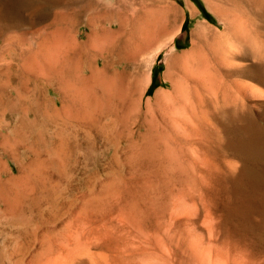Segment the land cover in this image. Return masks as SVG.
Here are the masks:
<instances>
[{
  "label": "rangeland",
  "instance_id": "374dc122",
  "mask_svg": "<svg viewBox=\"0 0 264 264\" xmlns=\"http://www.w3.org/2000/svg\"><path fill=\"white\" fill-rule=\"evenodd\" d=\"M63 1L0 0L10 98L23 79L44 80L35 51ZM127 6L113 51L83 63L113 79L109 93L86 90L97 106L81 114L52 83L45 143L0 158L2 179L19 181L0 188V210L23 216L0 218V264H264V0ZM69 30L87 40L83 21ZM251 61L261 72H244Z\"/></svg>",
  "mask_w": 264,
  "mask_h": 264
},
{
  "label": "bare ground",
  "instance_id": "6f19581e",
  "mask_svg": "<svg viewBox=\"0 0 264 264\" xmlns=\"http://www.w3.org/2000/svg\"><path fill=\"white\" fill-rule=\"evenodd\" d=\"M63 3L65 4V9L57 11L55 13L53 22L51 24V26H53V29H54L53 33L51 34V36H48L49 34L48 35L45 34L43 43L35 51V54L40 59V61L38 62L37 67L33 66L31 70H33L34 72L41 73L44 77L43 78L44 80L37 79L36 81V79L29 80L28 78L26 79L27 81H24L23 79V81L20 82L19 85L17 84L18 86H15L14 88L15 96L12 98H10L9 95H6V91H4L6 85L4 87V85L0 84V129H1L0 130V158L5 155V156H9L10 158L18 159L21 157V155L25 154V152H33L35 150L34 149L35 146L42 145L45 143V138L47 135L46 130L49 124H51L50 122L53 121L54 117L59 114V110L55 106H53L55 102L53 103L44 94L42 89L48 90L49 88H51L52 83H56L58 85V89L60 90V93L68 95L69 98L71 96L70 102L72 103V106L74 108L78 106L76 107L78 110L76 109L75 111L83 114L82 113L84 111L83 108H85L86 110V108H90V105L91 106L93 105L92 107H94L96 105V104L94 105V103H97L96 99L95 101L93 98V100L95 101L94 102L91 98L89 99L85 95L88 91H90L91 93L90 95H92V97H96L95 94L97 93L96 91H94V85L96 86L95 90L99 88V91L101 92V96L102 95L104 96L105 94L109 93V90L112 87L113 79L112 78L110 79V76H108L107 74L106 75L108 77L105 76L102 79H100L99 78L100 76H97L96 74L100 73L99 71H102V70L99 69L98 71L95 68L97 66L94 65L95 66L94 67L93 63L91 65V62L90 64H88L89 67L87 66L88 67L87 69L88 71H90L91 74L89 76L88 75L86 76L85 75L86 73L84 74L83 63L85 62L88 63L89 61L94 59L98 54L100 55L110 54L113 51L112 50L113 41L111 37L114 36L115 34L121 33L129 24V19H127V17L124 14L127 11L128 0H109L108 2H102L100 0H65L63 1ZM235 8L236 6L231 5V7L227 8L226 11L233 14L234 12L237 11L235 10ZM80 21H83L85 26L89 28V34L87 35V40H85L84 42H78L73 37V35L70 33V30H69L71 27H73L76 23ZM63 24L67 25V29H64L62 27ZM215 41L216 40H214V42ZM242 44H246V43L243 42ZM216 45H218V43ZM214 47L215 46H213L212 49L214 50L218 49ZM142 48H144V46H142ZM195 48L197 50L199 49L197 46ZM198 52L201 53L202 55L201 49H199ZM252 55L254 59L258 58V54L257 55L252 54ZM202 60H203L204 65H206L207 63H206L205 57H203ZM24 62L25 64L27 63L26 61ZM246 66L247 67L244 69L245 70L244 72L251 71L253 73V71L261 72L262 70V68L257 66L252 61ZM104 70L106 71V69ZM113 74L115 76L116 73L114 72ZM94 76L100 79L99 82H96L98 81L96 79H95L96 81L93 80L95 78ZM91 78L93 81L89 84V82L91 81ZM30 82H32L31 85H33V88H29L28 85L30 84ZM4 83L5 81L3 82V84ZM170 84L174 91H176L175 89L176 87H179L177 79L171 78ZM35 90H39L38 91L39 93L38 92H37L38 94L35 93L36 92ZM86 90L88 91L86 92ZM107 96L105 98H107ZM98 102H101V101L99 100ZM132 102L134 103V107H135L137 105V100H134V101L132 100ZM88 105L89 107H86ZM67 108L69 109L68 105H67ZM6 110H8L11 113L10 116L16 115L15 124L10 125L7 122L8 120L6 121V116H5ZM21 148L23 150H20ZM1 164L2 163L0 162V188H2L5 184H9V183H11L9 184V186H16L19 182L16 178L10 177L7 179H2L1 173H2L3 167H1ZM255 173L257 174V171H255ZM20 212H16V210L14 211V208L11 205H5L4 209L0 210V218L3 217V218H6V220L7 219L15 220V219L23 218ZM226 251H227V248H226Z\"/></svg>",
  "mask_w": 264,
  "mask_h": 264
},
{
  "label": "trees",
  "instance_id": "16d2710c",
  "mask_svg": "<svg viewBox=\"0 0 264 264\" xmlns=\"http://www.w3.org/2000/svg\"><path fill=\"white\" fill-rule=\"evenodd\" d=\"M206 17H209V15L205 14Z\"/></svg>",
  "mask_w": 264,
  "mask_h": 264
}]
</instances>
